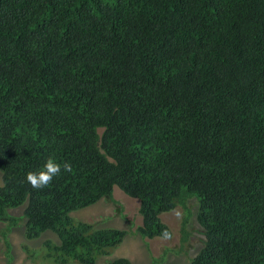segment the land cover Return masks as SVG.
I'll use <instances>...</instances> for the list:
<instances>
[{"label":"trees","instance_id":"16d2710c","mask_svg":"<svg viewBox=\"0 0 264 264\" xmlns=\"http://www.w3.org/2000/svg\"><path fill=\"white\" fill-rule=\"evenodd\" d=\"M49 156L61 172L33 189ZM0 172V221L24 204L56 264L122 242L71 215L114 187L139 200L142 238L186 210L180 245L196 199L190 264H264V0H0Z\"/></svg>","mask_w":264,"mask_h":264},{"label":"rangeland","instance_id":"374dc122","mask_svg":"<svg viewBox=\"0 0 264 264\" xmlns=\"http://www.w3.org/2000/svg\"><path fill=\"white\" fill-rule=\"evenodd\" d=\"M2 176L0 172V185ZM113 202L100 199L88 207L72 212L73 217L91 221L97 227H115L126 230L122 242L109 250L108 255L100 256L95 264H106L116 257H127L133 264H190L196 254L204 236L196 219L197 201L194 197L187 198L190 209L186 228L189 237L180 245L181 221L188 212L180 205L173 210L162 213L161 219L171 229L172 239L162 241L160 237L152 239L142 238L137 232L142 217L138 212L139 200L123 193L118 187L113 188ZM120 206L122 209H118ZM24 204L16 208H9L7 213L16 217L17 221L10 224L0 221V264H56L48 256V249L42 244L46 238L56 240L50 231L39 238L28 240L24 236V222L22 216ZM177 213H180L177 216ZM74 264V263H70Z\"/></svg>","mask_w":264,"mask_h":264},{"label":"clouds","instance_id":"9594fccd","mask_svg":"<svg viewBox=\"0 0 264 264\" xmlns=\"http://www.w3.org/2000/svg\"><path fill=\"white\" fill-rule=\"evenodd\" d=\"M63 169L69 173L73 171L68 162H64ZM60 172L61 164L56 161L54 156H49L46 158L42 168L28 171L25 175V179L33 189H43L47 187L52 182L53 178L59 175ZM179 215L180 213H177V216ZM172 235L170 231L164 229L160 234V239L162 241H168L172 239Z\"/></svg>","mask_w":264,"mask_h":264}]
</instances>
